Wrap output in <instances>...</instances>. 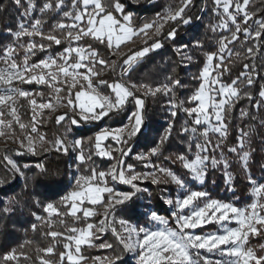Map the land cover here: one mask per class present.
I'll list each match as a JSON object with an SVG mask.
<instances>
[{"label":"snow or ice","instance_id":"1","mask_svg":"<svg viewBox=\"0 0 264 264\" xmlns=\"http://www.w3.org/2000/svg\"><path fill=\"white\" fill-rule=\"evenodd\" d=\"M155 2V0H153ZM251 0H212L214 14L222 21L217 27L220 31L230 32L219 40V54L208 55L206 66L198 77L200 86L189 97L187 103L192 107H184L183 101L177 103L175 99L170 102V116L176 119L178 111L184 112L189 118L192 127L186 126L180 133L182 136H190L187 144V152L192 155L190 160L188 155H178L175 162L179 163L188 173V179L197 181L201 184L207 175L208 168L218 169L223 167L225 170V182L231 186V174L228 173L229 164L221 153L219 158L209 156L208 153L220 152L222 144L217 142L213 146L209 135L216 134L221 140L227 138L228 126L225 123V111H230L236 101L241 99L238 90V81L233 80L230 84L221 83V71L227 72V68H222L224 64V53L228 51V45L235 44L240 37L245 38L244 43L259 42L264 38V19H256L253 13L248 11ZM17 8L21 7V0H14ZM26 10L20 13L21 23L18 25V31L9 33L14 40H20L22 37L29 38V42L16 47H8L0 53V118L4 116V109H9L7 115L12 118V122L19 123L17 116V97L25 99L32 110L33 121L31 132L37 133V118L40 117L44 110H55L60 103H37L33 99V94L23 90H16L10 85L15 81L20 84H39L51 89L59 98L65 88L68 89L63 103L65 108L71 109L79 121H100L111 114H119L124 111L129 101L134 102L135 110L128 117V123L123 127L116 129H104L95 136L92 150L86 155L79 140L71 144H65L57 140L52 146L57 152H63L67 155L68 151L78 152L77 161L80 165L88 164L93 156L101 159L114 160L116 163L107 172H97L95 168L90 170V176L86 179L80 176L75 180L76 190L70 195L64 197L65 207L68 209L66 215L71 217L74 224L81 220L86 227L77 228L75 226L67 228V235L52 232L49 235L52 239H63L66 241L64 252L60 255L61 264H82L84 257L80 255L82 247H99L104 250H114V245L104 243L94 245L93 241L99 239L100 235L111 232L115 238V243L120 246L126 253L135 254L138 264H264V256H257L256 250L251 247H245L248 244L249 237H257L264 234V184H257L249 177V183L253 185L251 195L255 198L254 202L248 208L239 210L228 203H221L215 200H207V193L200 191H189L183 178L177 176L168 168L161 167L151 161V157L161 155L162 147L166 144L172 135L173 125L169 124L164 135L161 136L159 144L151 152L133 157L136 161L146 162L143 167L151 171L138 173L131 166H125V159L131 155L129 142L141 133L143 127L142 112L144 102L137 98L135 93L142 92L145 95L156 96L161 94L168 96L173 93L174 89L180 87L179 81H173L171 85L164 84L159 87H151L147 84L115 83L110 84L107 81H101L100 86L106 85L111 95H102L93 87L92 80L101 76L102 72L97 70L107 69L108 64L101 59L96 51L81 47H73L81 40L90 39L105 45L113 55L121 50L122 45H127L135 38L143 39L145 44L148 38L158 37L165 23L179 20L183 24L190 23L184 19L185 9L191 6L192 0H183L180 9L174 13L170 12L167 18L159 22L153 21L144 26L133 28L132 17L125 13L124 6L120 0H46L42 5L37 6L35 0H23ZM70 9V10H69ZM39 11L40 17L32 19L33 14ZM56 13L60 21L51 25L52 31L44 34L42 31L43 24L47 23L43 19L46 13ZM237 18L242 19L241 23ZM24 20L30 21L24 23ZM64 21H67L64 22ZM231 25V28L229 27ZM234 29V31L232 30ZM213 32L217 28L212 29ZM55 33L63 36V40L58 38ZM39 36L45 44H36L34 38ZM175 30L167 35V39L174 40ZM62 43L69 45L58 56H47L39 63H30L37 52H49L50 46H60ZM199 46V45H198ZM17 47L23 50V58L18 63L16 57L19 55ZM162 47L159 42H154L149 48L134 52L132 55L123 59L122 76H126L128 71L133 67L136 61L142 59L150 51H156ZM253 47L247 49V56L252 57ZM183 49H176L179 53ZM258 50V49H257ZM231 53H229L230 55ZM191 59V57H187ZM213 60L217 61L215 65ZM113 68L116 62L112 61ZM81 70L84 74L79 75ZM255 72V69H252ZM215 73V74H213ZM171 80V77H169ZM241 81L247 80V86L251 87L254 77L249 73V67L244 65V72L241 75ZM79 85L78 91H73ZM89 92L91 94H89ZM260 98L264 101V90L260 92ZM249 101L253 100L251 95L247 96ZM257 109L259 104H255ZM247 112L242 116L246 117ZM66 119L65 116H57L56 123L60 125ZM12 122L0 127V136L4 134L3 128L11 129ZM2 123V119H0ZM74 126H79L76 119L71 121ZM201 126L205 127L202 132H197ZM23 131L25 125L19 123ZM245 133L241 132L237 136L235 147H229L228 153L236 155L245 170H247V160L249 154L244 151ZM29 144L25 147L20 143V147L25 151L35 155L30 137ZM111 140L112 145H106L104 142ZM44 141V137H40ZM193 146L195 153L193 154ZM118 155V159L113 156ZM23 155L24 153H17ZM169 160V157H164ZM8 164L15 171H19L17 166L8 161ZM44 172V168L39 169ZM84 171H89L85 168ZM159 173V176H158ZM171 182L179 189L183 190L186 195L183 199L164 200V204L174 206L175 211L172 213L171 220L175 229L169 228V220L153 212L148 219L158 227L154 230L147 228H138L123 219H115V209L131 201L133 197L144 191L137 186L147 180L153 184L162 182ZM109 180L114 184L126 185L132 191L130 193H121L113 187H109ZM107 196L105 200L104 197ZM205 201L203 205L199 202ZM86 206H91L86 207ZM97 207L103 211H97ZM44 212L49 217L56 216L63 219L64 214L58 211L55 206L49 203ZM95 216H103L98 224L88 222ZM37 220L41 217L37 216ZM235 223L238 225L235 229L224 228L226 223ZM221 226L223 234L211 233L208 235L195 234L196 229L204 228L208 225ZM118 226V227H117ZM259 226V227H258ZM74 245V248L72 247ZM52 249H48L45 255L52 254ZM260 251H264V244L260 245ZM214 253L215 255L228 258L224 260H210L201 253ZM76 257L75 259L73 257ZM17 259L15 254L6 255L3 260L11 262ZM96 264H121L123 257L113 255L104 257L101 260L95 258ZM41 264H44L41 261Z\"/></svg>","mask_w":264,"mask_h":264},{"label":"trees","instance_id":"2","mask_svg":"<svg viewBox=\"0 0 264 264\" xmlns=\"http://www.w3.org/2000/svg\"><path fill=\"white\" fill-rule=\"evenodd\" d=\"M46 0H35L38 8ZM70 3V0H65ZM124 6L125 13L132 15V20L139 25L152 23L168 15V12H176L182 6L183 0H120ZM26 10V6L21 0V7L17 8L14 0H0V53L8 46L16 43V40L9 33L17 32L18 25L21 23L20 13ZM70 10V9H69ZM248 11L253 13L256 19H264V0H251ZM184 19L190 21L185 25L179 20L175 22L169 21L165 23L161 29V34L156 37L149 38L147 44H127L121 47L120 52L125 53L117 58L109 49L98 42L90 39L81 40L80 43L87 49L96 51L101 59L107 64V69H101L97 66V70L102 72L101 76L96 78L95 83L107 81L110 84L115 83H131V84H147L151 87H159L164 84L171 85L173 81H179L180 87L174 89L173 93L168 96L157 94L156 96L145 95L137 92L135 95L144 102L142 112L143 127L140 134L134 137L129 146L131 154H147L151 152L159 144L161 136L164 135L169 124L173 125L172 135L168 142L163 145L161 155L151 157V161L159 164L161 167L168 168L177 176L183 178L189 188L196 191H205L210 198L216 199L224 203H233L236 206H244L252 201V187L249 183V177L259 183L264 182V101L260 98V92L264 90V38L257 42L244 43L245 38L235 44H231V54L225 60L222 68H227V72L221 71V83L230 84L233 80L238 81V90L241 99L236 101L234 107L225 111V123L228 126L227 138L220 140L222 148L220 152H216L217 156L221 153L229 164L228 172L231 174V186L225 182V173L222 168H210L205 177L202 186H198L195 182L188 179V173L179 163L175 162L178 155H188L191 160L192 155L187 152V144L190 136H182L180 133L186 126L192 127L189 118L182 111H178L175 120L170 116V102H185L184 107H192L187 103L189 97L198 89L200 81L196 79L206 65L208 55H217L219 52V40L230 35V32L220 31L217 27L222 21L214 14L212 0H192L190 7L185 9ZM33 18H41L39 11L33 14ZM43 19L47 23L43 24L42 31L48 34L52 31L51 25L60 21V17L56 13H46ZM166 19V18H164ZM163 19V20H164ZM162 20V21H163ZM67 22V21H64ZM216 27L217 31L212 29ZM175 30L176 36L174 40L167 39L169 32ZM234 31V29H232ZM58 38L63 40V36L55 33ZM28 42L29 38H22ZM36 44H45L39 36L34 38ZM154 42H159L162 47L156 51H150L142 60L137 61L128 71L126 76H122L123 59L132 55L134 52L149 48ZM252 57L247 56V49L253 47ZM199 45V46H198ZM68 45L62 43L60 46L51 45L49 52H37L30 63H39L48 55H59ZM259 47V48H258ZM176 49H183L179 53ZM258 49V50H257ZM19 52L18 61L22 60L23 50L17 47ZM191 57V59H187ZM123 58V59H122ZM112 61L116 62V67L112 70ZM249 67V73L253 75L254 82L251 87L247 86V80L241 81V75L244 72V65ZM255 72H252V69ZM171 77V80L169 79ZM28 91H33L32 97H38L37 100L44 101L52 97L51 89L44 86L39 92L35 84H23ZM79 88L73 91H78ZM68 89L65 88L60 94L65 97ZM103 95H111L106 85L102 86ZM253 97L252 101L247 96ZM255 104H259L257 109ZM17 116L19 123H23L26 127L22 131L19 123L13 124L12 133L0 136V141L10 135H20V133L32 134L31 127L33 121V113L29 103L21 98L17 101ZM135 110V104L129 101L123 112L119 114H111L109 117L100 121L85 123L79 121L78 116L73 112L60 125L56 123V116L47 119L44 114L39 122L37 130L44 134L48 141L55 144L59 139L65 144L69 140L80 139L84 152L87 154L92 150L95 136L104 129H116L123 127L127 123L128 115ZM9 109L5 108L4 113L7 114ZM243 112H247L246 117L242 116ZM76 119L80 126H74L71 121ZM248 133L247 151L249 160L247 170H245L240 159L227 152L229 147H235L237 136L241 133ZM209 139L213 146L216 144V137L209 135ZM219 140V139H218ZM15 149H5L0 147V264H41L49 257H54L56 262L60 261V255L64 252L66 243L63 239H52L49 233L56 232L67 235V228L75 226L77 228L85 227V223L81 220L74 224L71 217L66 215L68 209L64 204V196L74 189L69 183V155L56 150L44 148L37 150L35 155L23 154L18 155ZM193 154L195 147L193 146ZM11 156L21 175L18 176L14 170L7 164L6 157ZM115 157H118L115 154ZM164 157H169L165 160ZM129 164L136 166V161L132 157L127 159ZM114 163L111 160L100 159L93 156L92 160L86 165L76 163L80 173H84L85 168H95L97 172L107 171ZM43 167L44 172L39 169ZM149 188V198L147 202H142L137 195L131 201L115 209V217L123 219L127 222L135 224L138 228H143L149 224L146 210L151 207L157 214L163 216L170 221V225L174 226L171 220L169 210L162 200V196H170L172 199L176 197L177 186L171 182L167 184H147ZM53 204L58 211L64 214L63 219L52 216L49 218L44 208L49 204ZM97 211L102 208L97 207ZM41 217L37 220L36 217ZM99 218L94 217L88 222L96 223ZM215 225L197 229L196 233L206 234L213 231ZM111 243L114 250H98L99 247H84L82 256L93 258V256L112 257L120 255L123 257L121 264H130L125 259L126 253L120 246L115 243V238L111 233H107L102 239L95 240L94 245H102ZM264 244V234L255 238L249 237L246 247L256 250L257 256H264V251H260V245ZM52 248L53 254L45 255V252ZM15 254L17 259L6 262L3 257ZM61 264V263H60ZM66 264V262H65ZM82 264H90L83 261ZM91 264H96L93 262Z\"/></svg>","mask_w":264,"mask_h":264},{"label":"rangeland","instance_id":"3","mask_svg":"<svg viewBox=\"0 0 264 264\" xmlns=\"http://www.w3.org/2000/svg\"><path fill=\"white\" fill-rule=\"evenodd\" d=\"M168 13H170V12H168ZM130 16L132 17V15L130 14ZM164 18H167V16L166 17H164ZM164 18H160L159 20H154V21H157V23H158V26H159V22H161ZM32 19H35V18H33L32 17ZM24 23H29L30 21H28V20H24L23 21ZM237 22L238 23H241V25H242V19H240V18H237ZM67 23V22H66ZM145 24H143V25H139L138 23H135L133 20H132V26H133V28H138V27H141V26H144ZM243 26V25H242ZM229 27L231 28V25H229ZM22 38H24V37H22ZM22 38L20 39V40H16V43L15 44H13V45H10V46H8V47H16L17 45H20V44H24V45H26L28 42H26V41H23L22 40ZM148 40H149V38H148ZM145 42H144V40L143 39H139V38H135L132 42H130V43H128V44H132L133 46L134 45H136V44H144ZM69 46V45H68ZM67 46V47H68ZM73 47H81V48H85V49H87L85 46H83L80 42L78 43V44H74V45H72ZM123 46V45H122ZM7 47V48H8ZM259 48V47H258ZM18 52V51H17ZM125 53V51H123V52H120V51H117V54H116V56H118V57H120L121 55H123ZM229 53H231V46L230 45H228V51L227 52H225L224 53V62H225V60L230 56L229 55ZM217 54H219V52L217 53ZM49 56V55H48ZM53 57H55L54 55H52ZM58 56V55H57ZM47 57V56H46ZM45 57V58H46ZM21 58H23V55H22V57ZM44 58V59H45ZM16 60H17V62L19 63V61H18V56L16 57ZM217 63V61H215V60H213V62H212V64L213 65H215ZM206 66V65H205ZM111 68H112V70H114V68H113V66H111ZM84 74V72H83V70H81V72H80V74L79 75H83ZM213 74H215V73H213ZM96 78L97 77H95L93 80H92V84H93V87H95L96 88V90H97V92H99L100 94H102L103 95V93L101 92V89H102V86H100L101 85V82H98V83H95V81H96ZM35 84V83H34ZM36 86H37V89H39V94H40V92L42 91V88L44 87V85H39V84H35ZM77 88H79V85L77 86ZM52 91V90H51ZM30 93H32L33 94V91L31 90V91H29ZM89 94H91L90 92H89ZM33 99H36V101H37V103H54V104H56L57 103V100L59 99V101H60V103L58 104V106L55 108V110H49V109H46V110H44L43 111V113H42V115L40 116V117H38L37 118V120H38V122H39V120H40V118L44 115V114H46V116H47V119H51V118H53L54 116H61V115H63V116H65L66 118L67 117H69L71 114H73V111L71 110V109H68V108H65L64 106H63V103H65L66 101L64 100V98L63 97H61V96H59V98H57L56 97V95L53 93V91H52V97L51 98H49V99H45L43 102L42 101H39V100H37V98L38 97H32ZM0 119H2V123H0V127H2V125H4V124H8V123H10V122H12V118L11 117H9L7 114H5L4 113V116L2 117V118H0ZM84 122V121H83ZM89 122H95V121H89ZM89 122H85V123H89ZM16 123V122H15ZM127 123H128V121H127ZM126 123V124H127ZM13 124H14V122H12V128H13ZM38 125V123L36 124V126ZM78 125L80 126V124L78 123ZM12 128L9 130V129H7V128H3V132H4V134H11L12 133ZM205 130V127L204 126H201L200 128H198L197 129V132H202V131H204ZM3 134V135H4ZM99 134V133H98ZM97 134V135H98ZM211 134V133H210ZM246 134V136L244 137V151L246 152V153H248V151H247V143H248V133H245ZM2 135V136H3ZM213 135H215L216 137H218V139H216V143L217 142H220L221 143V138L218 136V135H216V134H213ZM30 137V141H31V145L33 146V148H34V151L36 152L37 150H40V149H44V148H49L50 150H55L54 149V147H52L54 144L52 143V142H50V141H48V139L46 138V136L44 135V134H42V133H40L38 130H37V133H32V134H25V133H20V135H10V136H7V137H5L4 139H2L1 141H0V147L1 148H5V149H15L16 151V153H21V152H23L24 154H31V153H29V152H27V151H25V149L24 148H21L20 147V143L21 142H23L24 143V145H25V147H27L28 146V144H29V140H27V139H25V137ZM41 136H43L44 137V141L43 142H41L40 141V137ZM76 140H79V141H81L80 139H76V138H73V139H71V140H69V142H68V144H71V143H73L74 141H76ZM106 145H112V141L111 140H108V141H105L104 142ZM132 149V148H131ZM85 154L87 155V153L85 152ZM249 154V153H248ZM68 155H69V169H70V175H69V183H70V185L72 184L73 186H74V189L72 190V191H70L69 193H67L65 196H68V195H70V193L71 192H73L74 190H76V184H75V180L77 179V178H79L80 176H83V177H85L86 179L90 176V170H91V168H87V169H89V171H85L84 173H80L79 172V170H78V167L76 166V163L77 164H79L78 163V161H77V156H78V152H75V151H72L71 149L68 151ZM137 155H141V154H135V155H133V154H131L128 158H130V157H135V156H137ZM208 155L211 157V156H215L216 158H219V156H217L215 153H212V152H209L208 153ZM113 156L115 157V153H113ZM116 156L118 157V155L116 154ZM250 156V155H249ZM98 158H100V157H98ZM128 158H126L125 159V166H131V167H133L134 169H136V171L138 172V173H143V172H148V171H151L150 169H146V168H144L143 167V164L144 163H146V162H143V161H136V166H133V165H131V164H129V162H127V159ZM101 159V158H100ZM104 160H107V159H104ZM248 160H249V158H248ZM248 160H247V163H248ZM8 161H11L12 163H14L15 165H16V163H15V161H14V159L11 157V156H8V157H6V162H7V164H8ZM111 161H114V163H116V159H114V160H111ZM113 163V164H114ZM112 164V165H113ZM9 165V164H8ZM112 165L108 168V170L112 167ZM10 166V165H9ZM11 167V166H10ZM211 167H209L208 168V170L210 169ZM222 168V170H223V172L225 173V170L223 169V167H221ZM18 169V168H17ZM229 169V168H228ZM107 170V171H108ZM107 171H103V172H107ZM228 171V170H227ZM14 172L18 175V176H20L21 175V173H20V170L17 172V171H15L14 170ZM229 173V172H228ZM158 176H159V173H158ZM193 181V180H192ZM257 184H264V182L263 183H259L258 181H256V180H254ZM170 182V181H169ZM193 182H195L198 186H202L203 184H201V183H199V182H197V181H193ZM204 182H205V179H204ZM147 184H153L152 182H151V180H147V181H145L143 184H137V186L138 187H140V188H142V189H144V191H142V192H139V193H137L133 198H135L137 195L140 197V199L142 200V202H147L146 201V199H148L149 198V195H150V193H149V188H148V185ZM159 184H167V182H164L163 181V179H162V182L161 183H159ZM174 185V184H173ZM108 186L109 187H113L116 191H119V192H121V193H130L132 190L130 189V188H128L126 185H120V184H114L113 182H111L110 180H109V183H108ZM187 187H188V185H187ZM177 194H176V197L175 198H171L170 196H168V195H166V196H162V200L164 201V200H172V201H175V200H177V199H183L184 197H185V195H186V193L183 191V190H181V189H179L178 187H177ZM188 189H189V191H196V190H193V189H191V188H189L188 187ZM252 191H253V187H252ZM252 191H251V193H252ZM200 192H205V191H200ZM206 193V192H205ZM64 196V197H65ZM104 199L106 200L107 199V196H105L104 197ZM254 197L252 196V201H251V203H253L254 202ZM207 200H215V201H218V200H216V199H212V198H210L209 197V195L207 194ZM205 201H200L199 203L201 204V205H203V203H204ZM218 202H220V201H218ZM221 203H224V202H221ZM251 203H249V204H247V205H244V206H241V207H239V206H236L235 204H233V203H228V204H230L231 206H233V207H236L237 209H239V210H244L245 208H248L250 205H251ZM167 206V208H168V210H169V213H170V215L172 216V213L175 211V208H174V206H168V205H166ZM86 207H91V206H86ZM56 208V207H55ZM57 209V208H56ZM58 210V209H57ZM103 211V210H102ZM101 211V212H102ZM153 212H155L151 207H149L147 210H146V215H147V217H149V215L150 214H152ZM156 213V212H155ZM157 214V213H156ZM159 215V214H158ZM95 217H97V218H99V220H98V222H96V223H94V224H98L99 223V221L101 220V219H103V216H95ZM161 217H163V216H161ZM49 218H51V217H49ZM94 218V217H93ZM164 218V217H163ZM115 219H118V218H116L115 217ZM166 219V218H165ZM149 220V219H148ZM168 220V219H167ZM132 224V223H131ZM134 226H136L135 224H133ZM213 225H215V224H213ZM209 226V225H208ZM216 226V228L213 230V231H211V232H208V233H206V234H199V235H208V234H211V233H217V234H223L222 233V229H221V226H218V225H215ZM86 227V226H85ZM118 227V226H117ZM158 227H161V226H158V225H156L155 223H152L151 221H149V224L148 225H146L145 227H143V228H147V229H149V230H154V229H156V228H158ZM207 227V226H206ZM223 227L224 228H227V229H235V228H237L238 227V225H236L234 222L233 223H226V224H224L223 225ZM259 227V226H258ZM83 228V227H82ZM169 228H171V229H175V225L174 226H172V225H170V221H169ZM196 231H197V229L195 230V234H198V233H196ZM107 233H111L110 231L109 232H106V233H104L103 235H100V237H99V239H102L103 237H105L106 236V234ZM97 240V239H96ZM93 243L95 244V240L93 241ZM73 248H74V245L72 246ZM246 247V246H245ZM84 247H82L81 248V252H80V255L82 256V249H83ZM52 249V248H51ZM101 249H103V248H98V250H101ZM126 253V252H125ZM52 254H53V251H52ZM51 255V254H50ZM201 255H203V256H205L206 258H208V259H210V260H213V261H216V260H224V261H226L228 258H226V257H222V256H218V255H215L214 253H201ZM97 257H99L101 260H103V256H93V258H87V257H84V260L83 261H87V262H89L90 264L91 263H93V262H96V259L95 258H97ZM74 259L76 258L75 256L73 257ZM55 258L54 257H49L47 260H45V264H60L61 262H56L55 260H54ZM125 259H127L129 262H130V264H138V262H137V258H136V256H135V254H132V253H126V257H125ZM82 261V262H83Z\"/></svg>","mask_w":264,"mask_h":264},{"label":"built area","instance_id":"4","mask_svg":"<svg viewBox=\"0 0 264 264\" xmlns=\"http://www.w3.org/2000/svg\"><path fill=\"white\" fill-rule=\"evenodd\" d=\"M2 66V65H0ZM5 86H0V89H3ZM10 87L16 89V90H23V91H26V92H29L26 88L23 87V84H20L18 82H13ZM21 98L20 97H17V101L20 100Z\"/></svg>","mask_w":264,"mask_h":264},{"label":"crops","instance_id":"5","mask_svg":"<svg viewBox=\"0 0 264 264\" xmlns=\"http://www.w3.org/2000/svg\"><path fill=\"white\" fill-rule=\"evenodd\" d=\"M128 15H130V14H128ZM138 24H139V23H138ZM121 56H122V55H121ZM121 56H120V57H121ZM146 56H147V55H146ZM117 58H119V57L117 56ZM143 58H144V57H143ZM143 58H142V59H143ZM142 59H140V60H142ZM138 61H139V60H138ZM136 62H137V61H136ZM136 62H135V63H136Z\"/></svg>","mask_w":264,"mask_h":264}]
</instances>
